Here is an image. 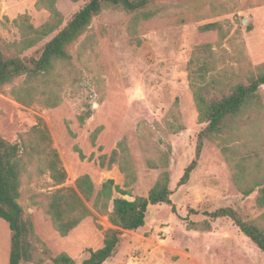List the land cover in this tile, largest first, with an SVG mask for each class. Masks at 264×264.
Instances as JSON below:
<instances>
[{"label": "rangeland", "instance_id": "obj_1", "mask_svg": "<svg viewBox=\"0 0 264 264\" xmlns=\"http://www.w3.org/2000/svg\"><path fill=\"white\" fill-rule=\"evenodd\" d=\"M6 1L0 8L1 44L19 41L11 21L18 15L27 13L34 27L49 18L46 10L34 8L36 0ZM88 1L59 0L62 27ZM156 5H166L167 9L138 26L139 44L127 32L129 17L119 10H106L70 49L69 64H60L52 76L33 81L50 85L53 80L61 86L56 89L61 99L56 107L43 106L40 96L33 97L28 106L15 101L11 90L25 86L22 81L0 94V136L9 143H30L33 128L45 127L66 171L65 187L75 188L76 179L82 175L89 176L96 191L103 182L113 180L130 193L125 196L128 200L148 195L163 170L148 168L146 160L157 159L158 151L170 147L166 170L175 214L168 205L149 207L144 226L136 232H122L116 253L104 264H264V253L231 220L188 214L189 209L209 213L229 207L244 221L264 228V208L256 204L257 192L243 196L233 181V176L243 177L238 179L247 187L264 173V86L258 90L260 107L251 104L243 108L234 123L243 127V135L229 134L237 130L233 126L224 130L223 136L229 140L222 146L206 140L189 181L177 186L184 168L193 160L197 134L204 128L197 123L187 71L198 39L197 28L222 22L228 30L222 46L224 57L217 53L212 68L226 67L239 77L240 73L264 70V0H157ZM56 33L23 57L39 59L44 45ZM211 36L201 40L208 41ZM235 78L232 83L238 81ZM87 112H91L90 117L80 123L79 116ZM165 121L179 123L181 130L172 133L164 128ZM98 128L101 133L93 146L90 135ZM122 139L127 142L136 175L129 187H125L124 175L116 165L101 167L98 159L109 155ZM229 147L238 153L232 161L226 157ZM55 189L46 175L25 174L19 203L52 255L65 253L79 264L88 257V250L101 248L105 232L116 228L107 216L96 214L89 202L92 215L61 237L42 209L32 206L34 197ZM10 236L8 225L0 219V264H8Z\"/></svg>", "mask_w": 264, "mask_h": 264}, {"label": "trees", "instance_id": "obj_2", "mask_svg": "<svg viewBox=\"0 0 264 264\" xmlns=\"http://www.w3.org/2000/svg\"><path fill=\"white\" fill-rule=\"evenodd\" d=\"M58 1L36 0L34 8L38 11L46 10L49 13L48 20L43 25L34 27L27 13L20 14L12 20V25L20 35L19 41L0 43V94L12 89L16 81H22L21 84L25 86L17 88L16 92L11 90L10 93L14 100L22 105H30L32 98L38 96L43 98L41 104L48 108H54L60 103L56 89H61V86L56 85L53 80V85L35 84L33 81L39 77L52 76L60 64H69L70 49L85 37L92 21L106 10H119L129 17L127 32L130 39L139 44L136 35L138 26L158 17L167 9L166 5H156L157 0H89L62 27L64 19L57 9ZM224 24L206 23L197 28L198 39L187 71L189 88L197 112V123L204 125V128L197 134L193 160L184 168L177 183L178 187L186 185L189 181L206 140L222 146L229 140L223 136L224 130L233 126H236L237 130L233 132L230 128L232 131L229 134L243 135V127L234 123L243 108L251 104L257 105L258 90L264 86V70L261 68L257 72L240 73L239 77L234 70L226 67L221 70L211 67L217 53L218 56L224 57L222 46L228 35ZM55 32L56 35L44 45L39 59L23 57L26 51ZM208 35H212L208 41L201 40ZM232 78L238 81L232 83ZM90 115L91 112H87V115L79 116L80 123H84ZM164 128L178 133L181 125L165 121ZM100 133L101 129L98 128L90 135L93 146L96 145ZM32 134L34 140L30 143L24 140L21 143H9L0 136V219L6 222L11 232L8 264H78L65 253L53 256L36 234L30 215L26 214L19 203L22 195V177L25 174L28 177L34 172L46 175L51 181V187H56L54 191L46 192L41 197H34L32 206L42 209L45 218L61 237L67 236L92 215V211L87 207L89 202H92V209L96 214L107 216L110 224L116 228L105 232L101 248L88 250V257L79 264H104L110 260L120 244L122 232H136L144 226L149 207L168 205L175 214V207L171 203L173 191L169 187L170 177L166 170L169 167L170 147L158 151L157 159L146 160L148 168L163 170L148 195L128 200L125 196H130V193L122 190L113 180L103 182L96 191L89 176L82 175L76 179L75 188L65 187L67 174L57 152L52 148L45 127L35 126ZM143 138L144 136L141 139ZM77 152L80 159H83V154L79 150ZM98 159L101 167L111 168L116 165L124 175L125 187L135 183V170L125 139L120 140L109 155H100ZM29 168L34 171L30 172ZM262 175L260 179L250 181L247 187L239 181L240 176H233L234 185L243 196L257 192L255 200L259 208H264V173ZM36 198L39 199L34 200ZM188 214L201 215L207 220H231L238 230L264 253V228L256 223L244 221L235 209L219 208L209 213L189 209ZM206 227L209 228L208 223Z\"/></svg>", "mask_w": 264, "mask_h": 264}, {"label": "crops", "instance_id": "obj_3", "mask_svg": "<svg viewBox=\"0 0 264 264\" xmlns=\"http://www.w3.org/2000/svg\"><path fill=\"white\" fill-rule=\"evenodd\" d=\"M10 1H20V0H10ZM26 0H23L22 2H25ZM6 4H7V1L6 0H0V8H1V10H2V7L5 5L6 6ZM13 20V19H12ZM11 20V21H12ZM238 153H237V150H236V148L235 147H229V148H227L226 149V157L230 160V161H232V159H233V157L235 156V155H237Z\"/></svg>", "mask_w": 264, "mask_h": 264}, {"label": "water", "instance_id": "obj_4", "mask_svg": "<svg viewBox=\"0 0 264 264\" xmlns=\"http://www.w3.org/2000/svg\"><path fill=\"white\" fill-rule=\"evenodd\" d=\"M244 23H246V22H244Z\"/></svg>", "mask_w": 264, "mask_h": 264}]
</instances>
